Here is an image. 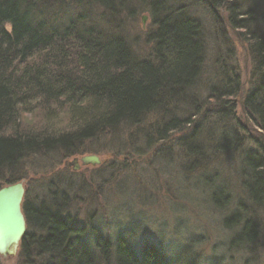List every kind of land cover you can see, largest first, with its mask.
Segmentation results:
<instances>
[{
    "label": "trees",
    "instance_id": "obj_1",
    "mask_svg": "<svg viewBox=\"0 0 264 264\" xmlns=\"http://www.w3.org/2000/svg\"><path fill=\"white\" fill-rule=\"evenodd\" d=\"M173 1H146L153 24L146 37L151 49L144 58H138L118 34L122 26L120 22L116 25L115 5L123 0H0V187L23 179L26 161L32 156L69 157L101 138L116 146L115 149L125 148L121 143L125 139L129 149L141 154L168 141L172 132L190 129L192 117L179 118L177 114L184 110L179 105L194 106V96L189 93L204 63L203 33L199 21L188 11L191 6L203 5L201 8L210 10L216 22L221 21L216 13L221 9L229 28L239 29L238 36L245 44L250 62L248 78L254 87L248 92L238 76L224 73L221 68L225 84L220 85L229 89L225 95L230 100L222 105L230 108L228 117L232 120L231 104L240 96L244 108L241 114L250 115L264 131L261 0H188L189 7ZM65 3L75 9L96 4L103 12L95 18L91 15L94 11L88 8L90 14H72L65 22H55L58 11L70 10ZM44 13H52L53 25H47L42 19ZM216 89L217 85L211 92ZM237 92L239 95L234 96ZM222 97L225 96L222 94ZM194 108L199 110L197 103ZM152 116L158 118L157 124L148 125L147 120ZM194 131L192 135L201 145L193 144L194 141L184 144L192 167L204 158L205 142L199 138L201 133L196 135ZM138 139L144 142L146 150L139 151L134 145ZM242 167L245 179L242 184L247 188L249 200L260 206L264 203V156H248ZM60 178L55 176L49 180L45 185L49 189L48 197L34 204L28 200L25 189L22 210L27 228L20 241L21 248L39 257L38 264H98L89 246L73 241L83 234L84 228L69 229L65 222L70 215L62 213L59 206L70 198L68 192L75 187L69 178L62 181ZM53 185L55 188H50ZM242 207L243 210L239 208L226 221V224L241 225L230 242L251 246L264 237V226L254 229L253 220L244 216L249 207ZM239 217L244 219L243 223ZM33 228L35 235L31 232H35ZM94 246L99 248L105 264L113 261L115 264H162L144 249L141 255H133L119 237L112 262L107 258V239L96 235ZM149 248L156 253L152 246ZM181 251L189 254L187 249ZM181 253L175 255L180 257ZM195 259L190 255L191 264H195ZM174 264H178L177 260Z\"/></svg>",
    "mask_w": 264,
    "mask_h": 264
},
{
    "label": "rangeland",
    "instance_id": "obj_2",
    "mask_svg": "<svg viewBox=\"0 0 264 264\" xmlns=\"http://www.w3.org/2000/svg\"><path fill=\"white\" fill-rule=\"evenodd\" d=\"M173 2H183L182 5L189 7L188 0ZM260 3L262 14L264 0ZM147 4L145 0H123L115 5L116 25L120 22L121 32L140 56H146L151 49L146 37L153 24ZM65 5L71 7L70 10L58 11L55 22H65L72 14L80 16L88 13V8L95 12L91 14L95 18L103 12L96 4H84V8L78 6L76 9L66 3ZM201 7L191 6L188 10L199 21L204 40L202 73L189 93L194 96L193 105H201L198 111L190 104L179 105L184 110H179L180 114H177L182 118L189 115L192 117L194 122L190 129L181 133L172 132L168 141L159 143L154 148H147L141 154L129 149L125 139L121 140L125 148L115 149L116 146L113 147L112 143L101 138L95 144L90 143L91 147L87 144L84 151L69 157L41 154L29 157L26 161L25 177L20 181L28 191V200L34 204L47 198L49 189L45 185L53 177H61L60 181L69 178V183L75 190L68 192L70 200L64 202L66 211L70 212V217L77 216L76 223L83 225V228L86 225L82 229L83 234L88 233L86 229L90 225H98L100 222L103 227V234L100 236L108 241L107 258L111 262L115 257V239L121 233H128L138 241L147 238L150 240L137 243L135 248L143 243H150L164 259L172 258V264L176 260L178 264H191L190 255L196 258L195 264H215L216 261L219 264H264V237L251 246L232 244L230 240L238 234L241 225L226 224L234 212L239 208L243 210L242 206H246L249 209L244 213L245 218L264 226V203L256 206L249 200L247 188L242 184L245 181L244 174H240L243 161L248 156L263 158L264 131L260 130L250 115L246 117L241 114V106L237 103V118L242 127L233 126L228 117L230 108L222 105L225 101H230L225 95L229 89L220 85L225 84L220 71L223 68L224 73L238 76L239 81L244 83L243 88L249 92L254 87V82L248 78L250 62L245 44L238 36L239 29L229 28L225 23V12L221 9L216 11L221 20L216 22L210 15V10ZM51 15L52 13L42 15L47 25L54 24ZM143 16L144 23L141 21ZM251 70H254L252 64ZM216 85L218 90L212 93L211 88ZM196 111L197 114L192 116ZM157 119L152 116L147 124H157ZM195 129L201 133L199 138L205 141L202 150L204 158L201 162L196 161L192 167L185 147L179 145H183L184 137H188ZM221 133L230 134L228 140L231 142H220L216 135L221 136ZM181 138L183 139L178 144L177 141ZM143 143L138 139L134 145L141 151L145 149ZM214 147L217 148L213 150ZM86 154L97 155L100 164H79L80 168L76 171L68 166L74 157L79 159ZM50 188H55V185ZM82 195L86 199L80 198ZM240 220L243 223L242 217ZM32 230H35H30L35 235L36 229ZM93 235L88 237L89 242L84 239L86 235L82 239L88 242L97 263L105 264L107 262L99 253V248L94 246L96 234ZM152 240L162 242L160 247L154 245L156 243ZM247 247L251 248L248 250ZM182 249H187L189 254L184 255ZM29 251L24 252L20 242L13 256L0 255V264H38L39 257ZM179 251L182 252L180 257L175 255ZM111 264H115L114 261Z\"/></svg>",
    "mask_w": 264,
    "mask_h": 264
},
{
    "label": "water",
    "instance_id": "obj_3",
    "mask_svg": "<svg viewBox=\"0 0 264 264\" xmlns=\"http://www.w3.org/2000/svg\"><path fill=\"white\" fill-rule=\"evenodd\" d=\"M142 23L145 17H141ZM98 165L99 157L95 154H86L79 159L74 157L69 166L76 171L79 166ZM25 187L22 181L0 187V255L13 256L26 232V220L22 211V201Z\"/></svg>",
    "mask_w": 264,
    "mask_h": 264
},
{
    "label": "bare ground",
    "instance_id": "obj_4",
    "mask_svg": "<svg viewBox=\"0 0 264 264\" xmlns=\"http://www.w3.org/2000/svg\"><path fill=\"white\" fill-rule=\"evenodd\" d=\"M145 1H147V0H145ZM169 8V7H168ZM223 22V21H222ZM222 22H221V24H222ZM223 24H224V22H223ZM222 24V26H224ZM118 34H120V36L126 41V43L130 46V42L125 38V35L120 31ZM130 48H131V50H132V52H133V54L136 56L137 55V53H135L134 51H133V48L130 46ZM137 57L139 58H144L143 56H140V55H137ZM228 92V91H227ZM234 95V94H233ZM237 95H239V93L237 92L234 96H237ZM238 104V106H239V104H240V110H244V108H243V100L240 98V96H237L236 97V99L234 98L233 99V101H232V104H231V106H232V108H233V110H234V117H233V119L231 120V122H232V124H233V126L234 127H236V128H241L242 127V124H241V122H240V120L237 118V116H236V110H237V104ZM197 105H198V109H199V106L201 105V103H197ZM198 111V110H197ZM197 111H196V113H197ZM248 113V112H247ZM245 115H246V117H248L247 116V114L245 113ZM177 116H179V115H177ZM179 118H182L181 117V115L179 116ZM196 128L198 129V127L196 126ZM197 129H195V133L197 134L198 133V131H197ZM184 131H186V130H184ZM176 132H178V133H181V132H183V131H176ZM193 134V132L188 136V137H184V139L183 138H181V139H179L180 141L178 142V144L179 143H181V141H182V139H183V145L181 144V145H179L180 147H184V144H186V145H189V142H191V141H194L193 142V144L195 143V142H197V146H199V145H201L200 143H198V140H197V138H194L195 136H193L192 135ZM216 137H217V139L220 141V142H223V141H227V143H230L231 142V140H228V138L230 137V134H228V133H225L224 135H223V133H221V136H218V135H216ZM199 144V145H198ZM190 145H192V144H190ZM261 147H262V145H261ZM185 149H187V148H185ZM68 166H69V163H68ZM243 168V167H242ZM241 168V169H242ZM74 171V170H73ZM240 174H243V172L242 171H240ZM38 198V197H37ZM68 200H70V199H68ZM39 201H41V200H39ZM38 201V202H39ZM60 208H61V210L63 211L62 213H64V214H66V213H70L69 211H66L67 209L65 208V204L63 203V204H61L60 206H59ZM77 217V216H76ZM76 217H72L71 219H70V217H66L65 218V222L67 223V225H68V228L69 229H74V226L76 227H83V225H79L78 223H76L77 221V219H76ZM73 219H74V222H73ZM88 220H89V218H87ZM90 221V220H89ZM253 223H255V226H253L254 227V229H257V228H259L260 227V223L259 222H255V221H253ZM86 227V225L84 226V228ZM102 225H100V222L98 223V225H90L87 229H86V231H88V233H86V234H81L80 236H76L75 238H74V242L75 243H77V244H79V245H82V246H84V247H87L88 246V242H89V238L88 237H91L92 235H93V233L94 234H96V235H102L103 233H102ZM90 230H92V231H90ZM258 231L259 230H257V232L256 233H258ZM91 232V233H90ZM83 235H86L85 237H84V239L86 240V241H88V242H86L85 240H83L82 239V236ZM119 238H120V241H124V244H125V246H126V248H127V250L130 252V253H132L133 255H141V253H142V249H144V250H146L147 252H149L151 255H152V259L153 260H156V262H160V261H162V264H172L171 263V259L172 258H170V259H164V258H162L163 256H161L162 254H160V253H158V249L156 248V247H154L152 244H150V243H143V244H141L140 245V247H134V246H136L137 245V243H139V242H141V241H144V242H150V240L147 238V239H142V240H140V241H138V239H132L131 238V235H129L128 233H121V234H119V236H118ZM117 237V238H118ZM103 238V237H102ZM116 238V239H117ZM116 239H115V242H116ZM152 242H153V240H152ZM153 243H156V244H154V245H156V246H158V247H160V244L162 243V242H160V241H158V242H153ZM173 246L175 245V244H172ZM149 246H152L154 249H155V252L156 253H154L150 248H149ZM178 248V247H177ZM145 251V252H146ZM215 264H219V263H215Z\"/></svg>",
    "mask_w": 264,
    "mask_h": 264
}]
</instances>
